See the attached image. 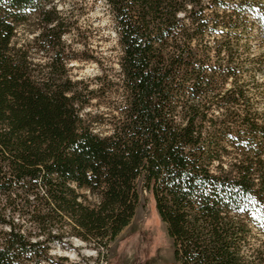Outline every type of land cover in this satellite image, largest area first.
<instances>
[{"label":"trees","instance_id":"16d2710c","mask_svg":"<svg viewBox=\"0 0 264 264\" xmlns=\"http://www.w3.org/2000/svg\"><path fill=\"white\" fill-rule=\"evenodd\" d=\"M105 2L121 100L104 135L91 108L114 82L73 77L63 12L0 0V264H58L51 246L71 237L104 254L143 199L167 264H264V111L249 100L264 83L244 57L264 0Z\"/></svg>","mask_w":264,"mask_h":264},{"label":"rangeland","instance_id":"374dc122","mask_svg":"<svg viewBox=\"0 0 264 264\" xmlns=\"http://www.w3.org/2000/svg\"><path fill=\"white\" fill-rule=\"evenodd\" d=\"M50 5L63 12L70 22L72 32L66 37L71 43L76 60L70 63L75 79L93 80L98 76H108L114 84L105 97H99L91 108L93 113L104 118L96 127L97 132H111L110 119L116 102L121 100L119 74L121 48L118 42L115 22L105 0H49ZM39 29L35 18L22 26L18 42L32 40ZM253 33L245 51L247 76L251 74L264 83V34L253 25L248 33ZM254 58H260L253 60ZM96 87V83H94ZM249 100L260 111H264V87L252 90ZM264 238H262L263 241ZM68 243L51 246V255L58 264H167L172 258V240L166 225L155 208L153 200L141 201L130 225L110 244L104 254L82 240L71 237Z\"/></svg>","mask_w":264,"mask_h":264}]
</instances>
